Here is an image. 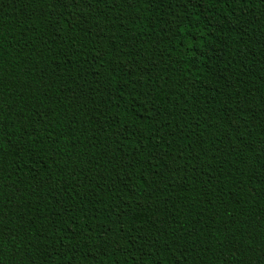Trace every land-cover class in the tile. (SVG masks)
<instances>
[{
    "label": "trees",
    "instance_id": "1",
    "mask_svg": "<svg viewBox=\"0 0 264 264\" xmlns=\"http://www.w3.org/2000/svg\"><path fill=\"white\" fill-rule=\"evenodd\" d=\"M0 264H264V0H0Z\"/></svg>",
    "mask_w": 264,
    "mask_h": 264
}]
</instances>
